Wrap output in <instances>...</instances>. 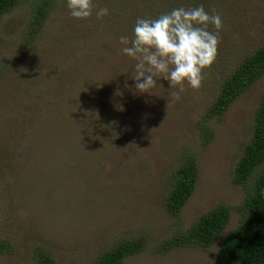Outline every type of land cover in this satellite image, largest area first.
<instances>
[{"label": "rangeland", "instance_id": "obj_1", "mask_svg": "<svg viewBox=\"0 0 264 264\" xmlns=\"http://www.w3.org/2000/svg\"><path fill=\"white\" fill-rule=\"evenodd\" d=\"M143 1L94 0L109 14L77 20L66 0H56L31 35L35 0L0 14V239L12 248L0 252V264H36V246L56 264H92L103 250L139 236L145 249L122 264H215L220 237L236 226L244 191L231 178L264 74L209 120L207 144L199 122L224 78L264 43V0L174 1L176 8L202 4L223 21L200 88L185 82L179 98V86L162 78L151 94L130 79L135 61L121 52L120 37H131L138 17L156 16ZM186 150L196 153L197 181L174 215L166 195ZM218 204L231 211L213 245L157 249Z\"/></svg>", "mask_w": 264, "mask_h": 264}, {"label": "trees", "instance_id": "obj_2", "mask_svg": "<svg viewBox=\"0 0 264 264\" xmlns=\"http://www.w3.org/2000/svg\"><path fill=\"white\" fill-rule=\"evenodd\" d=\"M19 0H0V14L6 13ZM144 0L143 8H155L157 18L175 7V0ZM164 2L161 5L160 2ZM56 0H35L34 16L29 35L41 27L47 15L54 8ZM152 13H145L152 14ZM144 14V13H143ZM131 20L128 24H130ZM135 22V21H134ZM132 22L131 24H133ZM130 24V25H131ZM264 74V43L251 55L245 56L232 72L224 78L214 103L199 122L202 142L212 138L209 120L221 117L229 105L249 85ZM251 135L243 144L240 156L235 162L231 181L244 191L236 208L238 222L229 233L220 237L216 245L215 264H264V92L255 110ZM186 150L171 173L165 206L169 213L179 214L196 186L198 164L196 153ZM231 208L218 204L196 218L186 230H180L159 244L162 252L180 246L210 247L228 224ZM147 241L144 237L126 238L103 250L92 264H122L126 257L143 251ZM12 251L11 244L0 239V252ZM36 264H56L52 255L43 247L33 250Z\"/></svg>", "mask_w": 264, "mask_h": 264}, {"label": "clouds", "instance_id": "obj_3", "mask_svg": "<svg viewBox=\"0 0 264 264\" xmlns=\"http://www.w3.org/2000/svg\"><path fill=\"white\" fill-rule=\"evenodd\" d=\"M66 6L77 20L109 14L107 7H97L94 0H66ZM210 25L215 31L209 30ZM222 26L220 14L205 10L202 4L173 8L154 19L138 17L131 37H120L121 52L135 61L130 76L134 88L151 94L161 78L169 88L179 86L173 93L176 98L184 92L185 82L192 89L200 88L204 69L216 59Z\"/></svg>", "mask_w": 264, "mask_h": 264}]
</instances>
